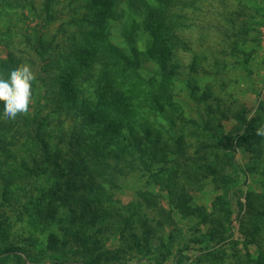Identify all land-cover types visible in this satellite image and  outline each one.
I'll use <instances>...</instances> for the list:
<instances>
[{
    "label": "rangeland",
    "instance_id": "obj_1",
    "mask_svg": "<svg viewBox=\"0 0 264 264\" xmlns=\"http://www.w3.org/2000/svg\"><path fill=\"white\" fill-rule=\"evenodd\" d=\"M87 1L90 0H0V64L7 65L0 68V78H7L10 70L21 64L30 65L35 76L28 113L7 120L0 104V125L24 127L23 132L4 136L15 147L8 154V161L7 153L0 155V167L14 166L15 171L7 172L9 176L26 174L21 159L30 164L41 154L26 130L29 128L24 116L33 118V132L47 142L50 153L63 150L64 140L70 138L75 146H86L77 138L84 123L76 114L77 109L71 107H82L84 111L95 107L98 95L103 93L100 82L105 78L100 66L90 60L86 42L76 34L82 29H96V25L82 23L78 17L85 11ZM74 9L75 17L71 15ZM60 10L64 16L56 20ZM131 21L129 18L128 24ZM185 25L178 33L188 37L189 50L178 49L170 61L176 62L186 77L167 84L175 88L179 99L176 106L195 123L181 126L175 122L176 127L169 128L172 135L186 139V158L168 157L169 163L162 171L151 170L150 176L138 168L120 175L119 187L105 195L110 200L103 204L108 212L129 204L136 207L139 218L135 217L128 229L135 228L141 234V223L145 221L155 230L149 252L138 246L124 252L122 249L133 244L126 237L130 232H125L124 240L117 234L98 235V224L85 231L89 238L98 241L96 246L87 242V249L78 247L72 234L56 232L55 225L43 233H31L25 214L28 197L38 196L34 186L52 188L53 180L27 179L25 182L32 185L20 186L13 182L11 189L18 186L21 192L13 207L7 202L11 197L4 195L6 186L3 187L1 177L0 253L5 249L13 253L0 255V264H59L65 260L112 264L111 258L119 253L117 264L122 259L126 264H264V137L254 134V128L264 122V0H195V11ZM71 32L75 36L70 40L66 35ZM140 32L137 48L147 50L153 41ZM36 51H40L39 56ZM194 59L195 68L190 67ZM155 63L148 61L147 69L156 72L159 65ZM89 69L91 75L86 74ZM186 78L192 83L193 95L185 88ZM107 107L96 116L113 118L115 106ZM166 109H171L170 105ZM241 111L246 112V126L237 118ZM103 118L99 120L105 121ZM158 123L167 127L168 120L150 118L151 127ZM201 123L212 125L214 134L230 135L223 144L234 152L235 165H229L224 173L229 186L207 171L198 172V176L203 173L206 177H198L197 182L195 178L187 179L188 157L195 158L193 153L197 154L199 144L213 156L208 157L207 164L218 167L217 154L230 159L219 153L220 141L205 132ZM166 130L168 127L161 129L163 134ZM59 134L64 140L58 138ZM152 167L155 165L149 169ZM156 209H162V214ZM98 220L117 231L112 220ZM55 222L60 225L57 218Z\"/></svg>",
    "mask_w": 264,
    "mask_h": 264
},
{
    "label": "trees",
    "instance_id": "obj_2",
    "mask_svg": "<svg viewBox=\"0 0 264 264\" xmlns=\"http://www.w3.org/2000/svg\"><path fill=\"white\" fill-rule=\"evenodd\" d=\"M84 9L83 14L78 16L80 22L94 24L96 29L95 31L82 29L76 34L80 35L84 43L86 42L88 51H91L90 60L100 66L105 77L100 82L99 89L103 93L98 95L95 107H88L86 111L82 110V107H71V110L77 109L76 114L84 123L83 130L78 133L77 138L86 146H75L70 142L71 138L66 141L64 136L59 134L57 137L64 140V149L50 153L47 142L38 132H33V118L24 116L25 126L29 128L26 130L32 134L31 138L39 146L41 154L38 158H33L30 164L21 159L26 174L20 176L8 175V171L14 170L13 165L5 163L4 167L1 166L0 178L2 177L3 187L6 186L3 192L4 195L11 197L7 202L14 207L18 204L17 200L21 193L17 188L20 184H31V180L48 177L53 180V187L45 190L34 186L38 196L34 198L30 194L28 197L30 201L25 207L27 208L25 214L29 220L31 233H43L55 225L56 232L72 234L76 239V245L87 249L89 248L85 247L87 242L96 246L98 241L89 238L85 231L98 224V235L106 232L117 234L122 240L126 237L133 240L132 245L122 249L124 252L136 250V246L141 251L149 252L148 244L155 230L148 227L145 221L146 224L141 223L143 230L141 234L139 230L137 233L135 228L128 229L131 221L135 217L139 218L136 207L129 204L123 209L119 207L108 212L103 204L106 205L110 200L105 198V195L112 193L111 189L119 187L120 175H126L130 171H135L134 168H138L139 172L146 170L150 176L151 170L157 173L162 171L169 163L168 157L172 159L176 155L186 158V139L172 135L169 128L176 127L175 122H179L181 126L195 123L191 118L186 119L181 108L176 106L179 99L176 97L175 88H169L168 84L186 77L180 66L170 61V57L180 48L189 50L188 37L178 32L187 26L185 23L193 16L195 0H90L86 2ZM76 14L75 9L71 11L72 16L75 17ZM63 16L64 11L60 10L55 18L60 20ZM129 18H132L130 24ZM138 32L146 33L147 38L153 41L147 50L140 51L137 48ZM62 35H65V32ZM66 36L71 40L75 32ZM39 52L36 51L38 56ZM148 61L156 62L160 69L157 66L156 72L148 70L146 66ZM6 66L0 64L1 69L7 68ZM190 67L195 68V59L191 61ZM86 74L91 75L90 69ZM184 81L185 88L190 94L192 83L187 78ZM109 105L115 106L113 118L96 116L98 111L109 108L107 107ZM167 105H170L171 109H166ZM99 118L105 121L101 122ZM150 118L159 120L166 118L168 130L163 134L161 129L167 127L162 123L151 127ZM237 118L244 126L247 125L245 111L239 112ZM201 125L205 132L220 141L217 147L219 153L228 155L230 159H222L217 154L215 161L218 167L207 164L208 157L213 156L204 145L199 144L197 154L193 153L195 158L188 157L190 165L185 173L187 179L190 181L195 178L197 182L198 177H206L203 173L198 176V172L207 171L215 179L228 185L229 179L224 178L226 177L224 173L229 165H235L234 152L225 148L223 144L228 142L230 135L214 134L211 132L212 125L204 126L203 123ZM13 131L23 132L24 127L19 124L0 125V155L7 153L6 161L8 154H12L15 147L4 139V136ZM109 134L111 137H107ZM187 134L189 136L190 132ZM176 147V151L172 150ZM153 165L155 167L149 169ZM39 168L42 169L41 172ZM27 179L30 181L25 182ZM13 182L18 185L15 190L11 189ZM156 211L162 214V209ZM144 216L148 218L147 214ZM56 218L60 225L55 222ZM100 218L112 220L113 226L118 228L117 231L112 230L111 225L101 223L98 220ZM157 221L161 222L160 219ZM67 228L74 231L68 232ZM125 232L130 233L125 237ZM9 253L13 252L5 249L0 255ZM120 255L119 253L118 256L111 258L112 264L120 262ZM80 257L84 258L82 255ZM58 263L90 264L84 260L77 262L65 260ZM121 264H126V261L122 259Z\"/></svg>",
    "mask_w": 264,
    "mask_h": 264
},
{
    "label": "clouds",
    "instance_id": "obj_3",
    "mask_svg": "<svg viewBox=\"0 0 264 264\" xmlns=\"http://www.w3.org/2000/svg\"><path fill=\"white\" fill-rule=\"evenodd\" d=\"M34 79L28 64L13 67L7 78H0V104H3L4 119L15 120L18 115L29 112ZM254 134L264 137V122L254 128Z\"/></svg>",
    "mask_w": 264,
    "mask_h": 264
}]
</instances>
